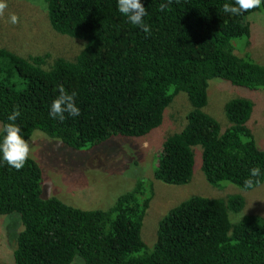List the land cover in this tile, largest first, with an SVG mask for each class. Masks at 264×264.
Returning a JSON list of instances; mask_svg holds the SVG:
<instances>
[{
	"label": "trees",
	"instance_id": "1",
	"mask_svg": "<svg viewBox=\"0 0 264 264\" xmlns=\"http://www.w3.org/2000/svg\"><path fill=\"white\" fill-rule=\"evenodd\" d=\"M50 28L78 40L83 49L72 60L48 54L21 57L0 48V126L13 107L28 141L39 131L74 151L92 149L113 137L140 139L161 126L165 110L179 94L190 111L186 124L166 138L154 180L185 186L193 177L195 149L206 182H227L244 191L252 167L264 169V151L247 126L253 104H225L228 127L206 114L210 80L250 91L264 90V65L238 56L234 40L251 34L248 17L228 15L232 0H142L150 26L145 34L117 10V0H42ZM161 5L164 10L161 11ZM58 85L76 93L78 117H49ZM42 172L32 159L16 170L0 162V216H19L12 264H264V222L240 213V195L226 199L191 196L158 223L149 250L141 239L142 222L154 196L153 183L140 179L108 210L84 211L56 198L42 199ZM0 264H5L0 262Z\"/></svg>",
	"mask_w": 264,
	"mask_h": 264
},
{
	"label": "rangeland",
	"instance_id": "2",
	"mask_svg": "<svg viewBox=\"0 0 264 264\" xmlns=\"http://www.w3.org/2000/svg\"><path fill=\"white\" fill-rule=\"evenodd\" d=\"M8 7L0 15V48L21 57L48 54L51 64L54 58L72 61L83 49V43L56 34L49 26L46 6L42 0H7ZM19 18L17 24L9 22V16ZM251 34L246 39L234 40L238 56L249 55L264 65V13L256 11L248 17ZM207 105L203 111L214 118L222 129L228 127L224 106L233 99L252 102L253 113L247 126L256 146L264 151V90L250 91L213 79L208 83ZM191 107L187 97L179 93L165 110L160 127L140 139L113 137L110 140L83 151H74L60 141L51 139L39 131L28 140L30 159L42 172V199L56 198L84 211L108 210L116 199L130 191L140 179L153 183L154 196L142 222L141 239L149 250L156 243L159 221L169 210L191 196L226 199L240 195L245 200L243 210L229 214L232 223L244 216H256L264 222V184L244 191L227 182L217 187L209 185L200 169V150L195 149V166L192 180L185 186H170L154 180V167L159 161L161 147L167 137L179 132L186 124ZM1 129V126H0ZM22 230L19 216H0V262L13 263L16 237ZM71 264H84L75 257Z\"/></svg>",
	"mask_w": 264,
	"mask_h": 264
},
{
	"label": "clouds",
	"instance_id": "3",
	"mask_svg": "<svg viewBox=\"0 0 264 264\" xmlns=\"http://www.w3.org/2000/svg\"><path fill=\"white\" fill-rule=\"evenodd\" d=\"M264 6V0H232L231 3L223 5V12L228 15H242L251 9H260ZM8 7L7 0H0V15H3ZM161 5V11L164 10ZM118 12L126 18L131 25L139 28L145 34L150 33V26L145 22L148 11L144 7L142 0H117ZM9 22L17 24L19 18L12 14L9 16ZM58 96L52 101L48 115L52 119L63 122L67 117H78L80 108L76 103V93H69L63 85H58ZM21 112L18 106H14L10 115H8V124L0 130V162L20 170L22 169L31 154L29 142L24 138L21 127L16 123ZM264 176V169L252 167L249 170V176L244 181V188L252 189L259 178Z\"/></svg>",
	"mask_w": 264,
	"mask_h": 264
}]
</instances>
